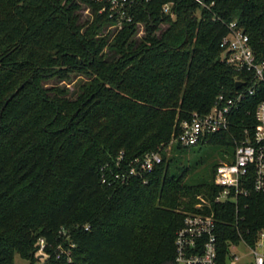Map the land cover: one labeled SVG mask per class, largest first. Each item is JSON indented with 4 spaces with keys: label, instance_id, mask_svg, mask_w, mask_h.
<instances>
[{
    "label": "trees",
    "instance_id": "1",
    "mask_svg": "<svg viewBox=\"0 0 264 264\" xmlns=\"http://www.w3.org/2000/svg\"><path fill=\"white\" fill-rule=\"evenodd\" d=\"M168 1L173 16L162 11ZM202 1L150 0L108 35L111 20L93 0H0V264H14L15 253L33 264L39 238L43 264H174L175 231L198 195L212 200L215 168L242 128H257L262 98L248 97L228 130L164 151L182 120L206 113L242 77L221 61L227 24L264 48V0ZM82 4L92 15L84 21ZM138 22L145 34L135 40ZM72 75L86 77L74 97L47 85ZM200 146L220 156L197 177L182 155ZM153 151L161 162L151 170L114 180L120 155L125 168ZM244 201L241 227L252 243L264 228V193L249 184ZM211 208L222 241L234 234V207L203 211ZM61 227L75 244L70 261L56 257L58 245L69 247Z\"/></svg>",
    "mask_w": 264,
    "mask_h": 264
},
{
    "label": "built area",
    "instance_id": "2",
    "mask_svg": "<svg viewBox=\"0 0 264 264\" xmlns=\"http://www.w3.org/2000/svg\"><path fill=\"white\" fill-rule=\"evenodd\" d=\"M93 1L100 4L99 13H107L111 20L109 27L118 30L132 20L139 5L150 0ZM195 1L206 6L202 0ZM172 4L173 1L163 3L162 11L173 16ZM140 24L138 22L137 26ZM219 47L221 61L242 74L241 78L235 80L242 84L234 86L231 93H219L206 113L194 112L189 120H182L168 147L173 143L194 146L209 134L228 130L242 103L250 96L262 95L253 110L257 128L252 131L248 126L242 128L241 139L235 142L232 155L225 154L227 159L219 160L213 175L216 192L212 200L198 195L196 210L185 214L182 225L174 235V264H264V228L256 232L252 243H248L244 235L249 230L241 227L245 219L242 211L248 205L244 201L247 185L250 184L255 192L264 193V48L256 52L248 35L235 20L227 24V32L221 37ZM120 159L121 155L116 161L118 169L111 175L114 180L124 183L130 177L151 170L161 162V155L156 151L146 153L141 158L132 159L125 168L120 167ZM105 181L103 176L102 182ZM212 203L216 206L232 204L234 207V234H227L222 241V230H218L216 225V212L212 208L210 212L203 211L205 207L210 208ZM59 233L68 241L69 247L64 249L58 245L56 257L63 255L70 261L71 248L75 244L65 228L61 227ZM45 245L43 238L37 240L38 250L43 251L47 258ZM239 249L249 252V261H242Z\"/></svg>",
    "mask_w": 264,
    "mask_h": 264
},
{
    "label": "rangeland",
    "instance_id": "3",
    "mask_svg": "<svg viewBox=\"0 0 264 264\" xmlns=\"http://www.w3.org/2000/svg\"><path fill=\"white\" fill-rule=\"evenodd\" d=\"M79 15L81 21L88 20L91 18V12L89 8L82 4L81 9L79 10ZM165 24H162L160 29L156 31L157 34L160 33L162 29L165 28ZM113 32V29L110 27L105 28L103 31V34L111 35ZM145 34V27L143 23L137 26L136 34L134 35L135 40H140ZM86 80V77L82 75H72L71 79L69 81H57V80H51L47 83V85H54L58 84L61 87H64L67 89L69 96L74 97L76 94V91L79 87V85ZM167 147L164 149V151L167 153V155H170V148ZM220 156V153L212 148V146H200V147H192L186 153L182 155V158L185 161H189L190 165H196L195 170V176L208 175L210 174L212 164L216 161V159ZM188 163V164H189ZM37 245V242L35 243ZM43 251H39L38 249L34 253V259L33 264H43L46 257L43 255ZM238 254L240 255V258L242 261H249L250 254L245 249H239ZM14 264H29L28 260L21 258L18 254L15 253L14 255Z\"/></svg>",
    "mask_w": 264,
    "mask_h": 264
},
{
    "label": "water",
    "instance_id": "4",
    "mask_svg": "<svg viewBox=\"0 0 264 264\" xmlns=\"http://www.w3.org/2000/svg\"><path fill=\"white\" fill-rule=\"evenodd\" d=\"M242 83L240 82V81H236L235 82V87H238L239 85H241ZM14 94V93H13ZM13 94L9 97V98H11L12 96H13Z\"/></svg>",
    "mask_w": 264,
    "mask_h": 264
}]
</instances>
